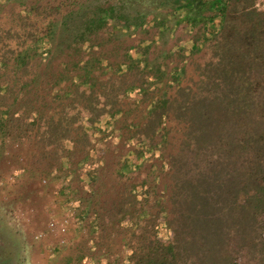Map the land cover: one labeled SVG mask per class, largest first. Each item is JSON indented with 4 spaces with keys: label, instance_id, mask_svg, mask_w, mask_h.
Returning <instances> with one entry per match:
<instances>
[{
    "label": "rangeland",
    "instance_id": "rangeland-1",
    "mask_svg": "<svg viewBox=\"0 0 264 264\" xmlns=\"http://www.w3.org/2000/svg\"><path fill=\"white\" fill-rule=\"evenodd\" d=\"M85 2L89 3L0 0V127L9 117L8 111L29 126L22 136L4 135L3 142L29 139L35 149L51 118L65 121L79 117L71 126L72 135L66 137L82 140V157L107 164L93 184L95 194L89 198L88 214L81 204L76 205L71 189L63 195L56 192L61 187L55 188L56 193L45 203L14 198L9 202L13 209L0 210V264H130L149 213L159 216L158 226L152 227L150 234L171 237L162 221L170 210L169 155L178 148L182 125L174 120L171 110V117L157 128L159 133H146L152 100L143 98L139 75L129 73L126 62L129 56H144L141 34L115 33L107 27L91 36L92 43L75 41L80 20L70 21L67 29L61 18ZM259 6L264 8V0H259ZM192 42L193 33L182 26L172 34L156 35L147 45L151 66L164 60L172 68L174 64L186 66L180 82L156 80L150 96L173 102L181 87L198 81L197 67L210 57V51L206 45L187 47ZM90 102L101 112L99 125L88 120L94 116L86 106ZM86 128L92 129L90 136ZM127 162L129 168L121 175L117 168ZM14 175L9 171L4 177L3 200L13 192L9 186L15 184L10 180ZM39 184L50 185L43 177ZM158 201L164 206L162 211ZM65 216L70 220L67 232L63 236L49 232V221ZM92 239L94 247L89 244ZM94 251L101 258L91 260L88 254Z\"/></svg>",
    "mask_w": 264,
    "mask_h": 264
},
{
    "label": "trees",
    "instance_id": "trees-1",
    "mask_svg": "<svg viewBox=\"0 0 264 264\" xmlns=\"http://www.w3.org/2000/svg\"><path fill=\"white\" fill-rule=\"evenodd\" d=\"M87 1L62 17L61 25L69 29L78 18L75 41L83 44L107 27L140 33L144 56L126 62L128 72L139 75L143 98L152 100L145 131L159 133L171 110L183 129L169 155L170 210L162 223L171 237L150 234L159 216L149 213L130 264H264V8L259 0ZM182 26L193 33L187 47L206 45L210 57L197 67L198 81L179 89L181 97L155 99L149 89L156 80L178 83L186 66L172 68L166 60L151 66L147 45ZM86 106L94 113L89 122L97 124L101 112L91 102ZM8 115L1 126L6 135L16 138L29 130L22 117ZM78 118H51V141L70 134ZM157 206L164 208L160 201Z\"/></svg>",
    "mask_w": 264,
    "mask_h": 264
},
{
    "label": "crops",
    "instance_id": "crops-1",
    "mask_svg": "<svg viewBox=\"0 0 264 264\" xmlns=\"http://www.w3.org/2000/svg\"><path fill=\"white\" fill-rule=\"evenodd\" d=\"M43 131L45 132L42 143L37 144L33 149L29 144V139L27 142H3V136L6 133L4 128L1 129L0 127V192H2V184L5 183L6 173L9 171L15 173L10 179L12 183H15L9 186V191L13 189L12 194L4 196L6 200H3L2 193H0V210L13 209L9 202L14 198L20 200V198L27 197L29 202L39 200V204H41L47 202L46 200L58 191L63 195L65 190L69 188L76 205L81 204V209L82 207L86 208V214H88L91 209L89 198L95 194L93 184L97 182V175L101 174L103 167L107 164L102 161L93 163L92 159L79 155L82 140L63 136L58 143H55L49 137L51 135L49 128L46 127ZM85 131L90 136L92 129L86 128ZM29 132L32 134V131ZM32 149L33 153H31ZM55 157H57L56 161L53 160ZM124 166L129 168L128 162L127 164L122 163L117 171H124ZM41 177L50 184L48 187L47 185L42 187L39 184ZM59 187L61 188L54 193L53 190ZM88 227L90 228V226ZM93 241V239L88 241L91 247L95 246ZM72 244L76 246L74 242ZM88 256L91 260L101 258L95 251Z\"/></svg>",
    "mask_w": 264,
    "mask_h": 264
},
{
    "label": "built area",
    "instance_id": "built-area-1",
    "mask_svg": "<svg viewBox=\"0 0 264 264\" xmlns=\"http://www.w3.org/2000/svg\"><path fill=\"white\" fill-rule=\"evenodd\" d=\"M69 222L70 220L67 216L59 220L51 219L48 223V230L52 234L63 236L68 230Z\"/></svg>",
    "mask_w": 264,
    "mask_h": 264
}]
</instances>
